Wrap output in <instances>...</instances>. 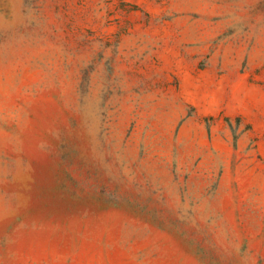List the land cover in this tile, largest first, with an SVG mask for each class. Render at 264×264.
<instances>
[{"label": "rangeland", "instance_id": "rangeland-1", "mask_svg": "<svg viewBox=\"0 0 264 264\" xmlns=\"http://www.w3.org/2000/svg\"><path fill=\"white\" fill-rule=\"evenodd\" d=\"M0 264H264V0H0Z\"/></svg>", "mask_w": 264, "mask_h": 264}]
</instances>
